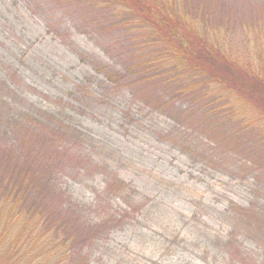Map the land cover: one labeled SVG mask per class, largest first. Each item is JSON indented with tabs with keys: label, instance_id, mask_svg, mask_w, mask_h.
<instances>
[{
	"label": "rangeland",
	"instance_id": "rangeland-1",
	"mask_svg": "<svg viewBox=\"0 0 264 264\" xmlns=\"http://www.w3.org/2000/svg\"><path fill=\"white\" fill-rule=\"evenodd\" d=\"M250 2L241 0L246 8L233 15L237 25L218 35L225 52H238L254 70L262 54L256 48L264 50V25H256L260 17L247 8ZM87 3L0 0L3 111L40 128L49 118L52 127L64 122L80 140L67 150L75 159L60 151L65 144L53 139V131L40 137L47 142L42 148L24 143L31 145L26 155L37 158L29 164L42 169L38 165L49 162L45 178L59 187L62 182L60 213L69 210L93 227L76 264H264V141L243 130L230 111L209 112L220 104L202 108L181 97L163 68L148 71L161 63L158 46L133 45L130 33L112 29L90 11L94 1ZM148 33L136 34L143 39ZM102 65L153 79L115 84ZM142 88L150 94L144 100ZM0 133V148L8 149L15 137ZM253 145L254 155L248 152Z\"/></svg>",
	"mask_w": 264,
	"mask_h": 264
},
{
	"label": "trees",
	"instance_id": "trees-1",
	"mask_svg": "<svg viewBox=\"0 0 264 264\" xmlns=\"http://www.w3.org/2000/svg\"><path fill=\"white\" fill-rule=\"evenodd\" d=\"M77 1L86 5L89 0ZM93 1L90 11L96 10L97 16L101 15L112 29H125L131 34L129 40L133 45L142 41L147 45L145 48L158 46V54L157 51L149 54H157L156 59L161 63L153 65L148 71H161L163 68L165 74L171 75L170 81L180 86L176 91L181 97H190L193 105L202 108L211 102L220 104L218 109H210L209 112L230 111L231 117L240 121L243 130L250 129L254 138H260L259 143L264 141V50L256 48L258 53L262 52L260 64L258 69L252 67L254 70H251L247 68L249 63H245L238 52L236 57L225 52L227 49L218 35L221 30L229 32L228 28L237 25L233 15L238 14L237 9L246 8L241 0ZM223 6L227 8V14L221 9ZM247 6L256 10L260 17L256 25L259 28L263 26L264 0H253ZM84 11L86 9L82 7L81 12ZM229 12L233 14L229 15ZM241 25L238 26L244 27ZM143 29L149 33L142 39L136 33ZM100 71L109 81L115 84L121 82L124 86H129L127 82L136 86L143 80L149 84L153 79L151 76L143 78L138 70H133L130 75L121 69L113 71L108 65H102ZM138 93L142 100V96H150L145 88ZM206 99L212 101L205 103ZM2 103L0 99V131L12 134L15 139L7 140L8 149L0 148V264H76L80 255L78 251L95 235L90 232L93 227L87 222L82 224L81 217L70 216L69 210L60 213L65 204L61 200L64 205L56 201L64 194L61 191L62 182L59 187L58 182L45 178L50 172L47 171L51 168L49 162L45 166L38 165L42 169L31 166L36 165L37 158H33L32 154L26 155L25 147L28 149L31 145L24 143L28 141L35 148H42L47 142L40 137H46L53 131L51 136H54L53 139L58 137L61 144H65L60 151L66 153L68 147L80 144V140L70 134V128L64 122H55L57 126L52 127L49 118L47 125L40 128L24 115H10L3 111ZM224 106L228 110L223 109ZM171 115L176 113L172 111ZM255 126L259 128H253ZM213 131L206 133L213 134ZM33 136L37 139L33 140ZM236 146L242 148L244 143ZM57 152L58 147H54L53 155ZM248 152L252 155L257 153L254 145L248 147ZM67 154L69 159H75V154L73 157L70 151ZM203 158L212 161L207 153ZM61 172L58 178L64 174L63 170ZM33 179H37L38 183L33 184ZM39 207L47 208L38 212ZM54 210L59 215H55ZM249 217L256 218L255 215Z\"/></svg>",
	"mask_w": 264,
	"mask_h": 264
}]
</instances>
